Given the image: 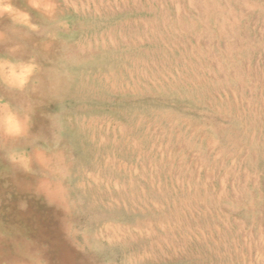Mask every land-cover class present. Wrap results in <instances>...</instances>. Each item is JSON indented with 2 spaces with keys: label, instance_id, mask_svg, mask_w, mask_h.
Instances as JSON below:
<instances>
[{
  "label": "rangeland",
  "instance_id": "1",
  "mask_svg": "<svg viewBox=\"0 0 264 264\" xmlns=\"http://www.w3.org/2000/svg\"><path fill=\"white\" fill-rule=\"evenodd\" d=\"M0 153V264H264V0H0Z\"/></svg>",
  "mask_w": 264,
  "mask_h": 264
},
{
  "label": "bare ground",
  "instance_id": "2",
  "mask_svg": "<svg viewBox=\"0 0 264 264\" xmlns=\"http://www.w3.org/2000/svg\"><path fill=\"white\" fill-rule=\"evenodd\" d=\"M23 3V2H22ZM24 8V7H23ZM27 9V8H26ZM30 11V10H29ZM31 12V11H30ZM13 34V33H12ZM25 35V34H24ZM27 35V34H26ZM28 42V41H27ZM31 42V41H30ZM35 47V46H34ZM27 56V55H26ZM12 60V59H11ZM18 60V59H17ZM18 72V71H17ZM28 75V74H27ZM24 87V86H23ZM27 90V89H26ZM15 93V92H14ZM19 94V93H18ZM12 95H13V93H12ZM17 95V94H16ZM13 97V96H12ZM25 98V97H24ZM13 99H15V98H13ZM16 100V99H15ZM12 101V100H11ZM21 101V100H20ZM27 102V101H26ZM16 103H17V101H16ZM20 104V103H19ZM26 104V103H25ZM28 104V103H27ZM30 104V103H29ZM4 105V104H3ZM13 105V104H12ZM14 105H17V104H14ZM24 105V104H23ZM26 106V105H25ZM20 112V111H19ZM26 112V111H25ZM28 113V112H27ZM18 118V117H17ZM16 118V119H17ZM19 120H20V118H19ZM25 120V119H24ZM27 123V122H26ZM25 123V124H26ZM28 124V123H27ZM27 127V126H26ZM28 127H29V125H28ZM28 129V128H27ZM29 134V133H28ZM26 146V145H25ZM27 148V147H26ZM5 149H7V148H5ZM12 149V148H11ZM27 150V149H26ZM0 155H1V153H0ZM7 155H9V153L7 154ZM12 158H14V157H11V159ZM14 161V160H13ZM20 162V161H19ZM30 163V162H29ZM14 165V164H13ZM12 166V165H11ZM48 166V165H47ZM8 167V166H7ZM23 167V166H22ZM1 168V167H0ZM5 168V167H4ZM3 170V169H2ZM5 171V170H4ZM6 171H8V170H6ZM28 176V175H27ZM26 176V177H27ZM0 178H1V176H0ZM12 183V182H11ZM14 184V183H13ZM41 185V184H40ZM29 187V186H28ZM28 189V188H27ZM5 243V242H4ZM16 245V244H15ZM12 253V252H11Z\"/></svg>",
  "mask_w": 264,
  "mask_h": 264
}]
</instances>
